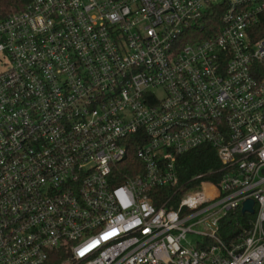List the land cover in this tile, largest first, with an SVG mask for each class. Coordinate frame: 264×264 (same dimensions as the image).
<instances>
[{
  "label": "built area",
  "instance_id": "2783aa9c",
  "mask_svg": "<svg viewBox=\"0 0 264 264\" xmlns=\"http://www.w3.org/2000/svg\"><path fill=\"white\" fill-rule=\"evenodd\" d=\"M0 53V264H264V0H28ZM205 145L219 180L180 186Z\"/></svg>",
  "mask_w": 264,
  "mask_h": 264
},
{
  "label": "trees",
  "instance_id": "16d2710c",
  "mask_svg": "<svg viewBox=\"0 0 264 264\" xmlns=\"http://www.w3.org/2000/svg\"><path fill=\"white\" fill-rule=\"evenodd\" d=\"M28 0H0V17H7L12 13L24 10L27 7ZM219 14L213 13L210 17L204 19V28L197 29L196 33L190 37L193 39L205 38L211 33V26L218 23ZM177 167L180 177V186L185 188L192 187L198 183L196 177L204 174L203 178H208L214 182L219 180V174L214 172L208 174L211 170H217L221 167L219 158L214 148L209 145L195 148L178 157ZM173 190L169 188L159 189L157 192L159 203L172 195ZM254 215L243 212L241 209L233 210L228 213L220 224V236L225 244L232 248L240 244L247 236L252 225Z\"/></svg>",
  "mask_w": 264,
  "mask_h": 264
},
{
  "label": "rangeland",
  "instance_id": "374dc122",
  "mask_svg": "<svg viewBox=\"0 0 264 264\" xmlns=\"http://www.w3.org/2000/svg\"><path fill=\"white\" fill-rule=\"evenodd\" d=\"M8 60V57L4 53H0V72L4 70V68L7 66L6 62ZM195 230H202V227L197 226L195 227ZM186 242L192 245H196L197 243H203V236L193 233H188L186 236Z\"/></svg>",
  "mask_w": 264,
  "mask_h": 264
},
{
  "label": "water",
  "instance_id": "95a60500",
  "mask_svg": "<svg viewBox=\"0 0 264 264\" xmlns=\"http://www.w3.org/2000/svg\"><path fill=\"white\" fill-rule=\"evenodd\" d=\"M243 212H253L254 211V200L248 199L244 202L242 207Z\"/></svg>",
  "mask_w": 264,
  "mask_h": 264
}]
</instances>
